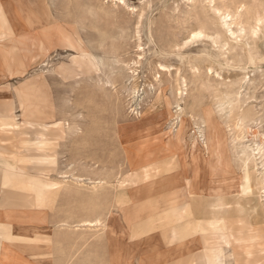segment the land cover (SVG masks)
Listing matches in <instances>:
<instances>
[{
    "label": "rangeland",
    "instance_id": "374dc122",
    "mask_svg": "<svg viewBox=\"0 0 264 264\" xmlns=\"http://www.w3.org/2000/svg\"><path fill=\"white\" fill-rule=\"evenodd\" d=\"M24 1V9L31 12L30 18L34 25L41 23L38 27L40 26L42 31L44 23L39 20L45 21L44 15L50 14L58 22L49 32L54 40L47 55L28 64L23 73L11 77L3 76V79H0V87L5 82L9 83L10 88L3 94L14 104L12 122L6 126L10 127V132H14L17 140L18 170L15 171V185L24 183L25 174L29 172L47 177V192L43 198H46L51 210L46 213L47 221H39L38 226L33 225L30 231L32 239L38 245L31 251L41 252L39 264H100L101 256L98 252L103 253L104 262H109L111 257V264H123L124 253L129 248L136 250L134 264H137V260L143 264H154L157 259L147 251V246L154 242H159L164 251L167 247L172 248L170 256L159 260L158 264H164L166 261L167 264H210L209 248L220 251L233 242L245 243L248 246L244 249L245 258L240 264H264V227L256 229L249 225L244 217L241 220L239 216H231V219H226L228 221L206 220L205 218L211 216L202 207L203 221L189 214L180 220H173L171 225L176 227L171 238L170 234L160 232L150 241L145 239L131 242L146 235L144 231L147 225L144 224L134 230V238L129 240L130 223L136 218L144 217L167 204L173 206L188 201L187 185L181 176L154 184L150 188L152 191L145 187L144 195L139 196L140 199L137 197L139 200L134 202L126 200L130 194L123 196V193L118 192L113 195L110 193L112 189H108L105 196L96 202L100 209L105 207L110 210L106 231L108 242L106 237L95 241L93 233H88L90 238L92 237L88 243H82L83 240H80L77 243L69 241L63 244L59 235L62 231L59 232L55 228V224L63 216L61 206L64 210L79 208V215L87 214L86 208H89V205L83 203L81 198L90 194V191L82 190L83 195L76 199L59 196L56 184L58 171L69 172L68 165L72 164L71 166L78 167L74 173L98 178L100 175L91 173L89 169L90 165L97 164L100 166L97 172L101 173V167L105 168L111 174L113 183L119 175H130L129 161H134L137 166L141 161L136 157V145L143 139V133L139 131V125L142 123L138 121L139 113L146 114L147 117L153 116L151 110L147 112V109L155 96L165 90L166 95L171 97L170 92L175 87L172 85L179 79L177 83H184V86H180L184 91L177 97L180 107L173 105L171 112L182 108L198 120L200 110L195 108L191 111L190 106L201 101V105L209 109L216 107L217 98L213 87L224 89L225 85L236 84L234 82L245 78L241 89L244 91L254 75L257 77L261 73L264 74V33L258 35L255 45L250 43L263 53V61L251 64L243 57L236 58L229 54L227 45L220 50V45L212 42L216 35L209 34L210 37L204 38L200 35L201 37L196 39L190 34L200 28L209 33V28L216 26L211 24L217 13L212 8L217 3L220 4V0H217V3L215 0L22 2ZM225 1L229 3L230 0ZM225 1L223 0L222 5ZM2 2L3 0H0V3ZM258 3L264 5V0H237L238 11L243 12L246 4H250L252 8L256 4L260 11ZM229 8H224V11L226 9L225 12L232 13V8ZM36 11L46 13L40 18L37 17V20L32 17H36ZM184 41L188 42L185 46L174 47V44ZM239 44L244 45L245 41L241 40ZM1 68L2 66L0 70ZM200 78L204 87L199 85ZM255 86V89L251 85L245 90L247 94L254 93L256 97L255 100H249L248 105H255L264 115V82L262 85L255 83ZM26 91L29 97L27 103H23ZM46 102L51 103L46 105ZM149 120L150 126L153 127L151 132L155 134L158 131L166 132L170 123L168 120L164 122V119L157 122L153 117ZM132 124L138 128L132 129ZM73 126L75 128L72 129ZM76 128L81 130H74ZM196 129L195 126L189 128L187 138L195 140L191 139V136L194 137ZM206 129H209L208 124ZM218 129L221 134L219 136L226 144L229 141L228 127L219 126ZM211 131L213 133L214 129ZM211 131L209 129V132ZM248 131L249 139L250 134L255 132L264 134V122L249 124ZM189 139L187 142H190ZM40 146L46 151V154L43 151L42 156L37 152ZM21 149L25 150L24 153L20 152ZM206 157L205 155L204 158ZM229 157L227 155L229 161L225 163L205 164L201 159L195 167L193 166L201 176L204 186L202 196L210 198L217 191L229 193L222 187L225 184L234 186L232 192L241 193L240 184H243V181L238 175L239 168ZM177 168L171 166V169ZM138 170V179L144 178V170ZM174 181L175 184L171 185ZM81 204L83 207H79ZM66 213L67 211L63 214ZM12 238L13 245L23 251V236ZM92 242L93 245L88 246ZM46 246L49 248L46 249ZM91 248L94 255H86V251ZM62 252L68 255L67 261ZM240 257L242 254H239Z\"/></svg>",
    "mask_w": 264,
    "mask_h": 264
},
{
    "label": "bare ground",
    "instance_id": "6f19581e",
    "mask_svg": "<svg viewBox=\"0 0 264 264\" xmlns=\"http://www.w3.org/2000/svg\"><path fill=\"white\" fill-rule=\"evenodd\" d=\"M22 1L23 0H12V2H8L7 0H3V2L0 3V61L7 73L4 77L21 74L23 69V72L26 71L27 65L32 61H36L42 56L47 55L52 48L51 44L54 40L52 34H49V32L51 31V27L58 25L55 18L50 14H46L44 15V17H46L45 21L42 18V20H39L44 23V31H42L43 29H41L40 26L38 27L41 23L34 25L30 18L31 12H27L26 9L24 11L23 8L26 1H24V3ZM212 1L214 0H211V2ZM215 1L216 3L218 2L217 0ZM220 2V4L217 3L215 6L213 5V8L211 7L214 12L217 11V13H215V20L211 22L212 25L215 24L216 26L210 27L209 33L202 28L192 31L190 32L192 37L197 39L201 37L200 35H203V38L210 37L209 34L216 35L214 39L212 38V42L213 44H219L220 50L227 45V52L233 54L236 58L243 57L251 64L262 62L263 53L259 51V48L251 45H255L258 35L264 33V5L258 3L260 7L259 11L256 4L253 5V8L249 6L250 4H246L247 6H244L245 10L239 12L237 0H230L229 3L225 1L228 3L227 5H225L226 3L222 5L223 0H220ZM229 7L232 8V13H229L230 11L225 12L226 9L224 11V8ZM44 13H46V11H43V13L42 11H36V17L34 15L32 17L37 19V17H42ZM227 16L230 17V19H226L228 18ZM241 40L245 41L244 45L239 44ZM187 43V41H184L181 44H174V47L181 48ZM102 66H104V64ZM201 78L198 80L199 85L204 87ZM244 80L245 78L238 82H234L236 84L225 85L224 89L213 87V93L217 98L216 107L213 109L201 105V101H197L191 105V111H194L195 108L200 110V117H198V120L195 119L193 114L188 113V115L182 108H179V110L174 113L171 112V107L173 105L180 107L177 97L182 95L181 92L184 90H182L181 87L184 83H177L179 81L178 79L175 85H172V87H175L170 92L171 97L166 95L165 90H161V93L157 94L152 100V103L148 105L147 112L151 110L153 116L147 117L146 114L141 113V115L139 113L140 116L138 121L142 122L140 123L141 125H139V131L143 133V139H140L136 145V150L138 151L136 157L141 159V161L138 163L139 166H137L134 161H129L131 176L119 175L118 179L115 180L116 182L113 183L111 174L105 168L101 167L103 172H97L100 167H98L97 164H95V166L90 165L89 169L91 173L94 172L93 174L100 175L98 178H94L92 175L74 173L73 171L78 167H73L71 166L72 164L68 165L70 168V170L68 169L69 172L58 171L56 184L58 185L57 193L59 196L64 195L76 199L80 195H83L82 190L90 191V194L81 198L83 203H87L90 208H86L88 210H86L87 214L84 216L79 215V208L73 207L69 210H64L65 208L61 206L60 210H64L63 213L67 211L64 218L55 224V228H57L59 232L62 231V234H59L62 237L61 240H72L71 236L75 233V237H77L79 241L83 240L82 243L89 242L92 237L96 238L95 241L106 237L107 239H105L108 242L106 231L110 210L105 207V209H100V206L96 204L99 198H102L103 195L105 196L108 189H112L110 193H113V195L118 192L123 193V196L130 194V197L126 198V200L134 202L138 201L140 197L144 195L143 192L145 187L150 189L156 183L164 182L166 179L173 180L178 176H181L186 182L188 201L173 206L167 204L158 209H154L144 217L133 220L129 227V240L134 238L133 232L138 229V226L145 224L147 225V229L144 231L146 234L144 237L131 240V242L145 239H149L150 241L151 239H155L160 232L170 234L169 237L171 238V235L175 232V227L171 225L173 220H179L187 214L196 216L197 219L201 218L202 221L204 220L202 218L204 216H201L204 214L201 207L206 209L207 214L211 216L205 218L206 220L216 219L217 222L223 220L228 221L226 219H231V216H239L241 220L244 217L248 224L256 229L264 227V200H262V198H264V134H257L255 132L250 134V139L248 138L249 124H262V122H264V115L260 113L255 105H248L249 100L256 99L255 94H247V91L245 92L251 85L254 86L253 89H255V83L262 85L264 82V74L261 73L257 77L254 75V77L248 81L245 90L241 91L243 88L242 82ZM36 83L39 86L38 80ZM43 84L44 82L42 79V87H44ZM205 87L207 88L206 85ZM28 97L29 95L27 92V95L23 98V103H27ZM50 103L51 102H46V105ZM152 117L156 119L157 122L162 119H164V122L168 120L170 123L169 126H167V131L164 133L159 131L156 134L152 133L151 129L153 127L150 126L151 121L149 120V118L151 119ZM189 117L191 120H189ZM144 121H146V123H144ZM207 124L209 125L210 131L214 129L213 133L212 131L209 132V129H206ZM224 124L226 128L228 127L227 135L229 136V141H227L226 144L219 136L221 134L218 129L219 126H225ZM202 125L205 126L203 127ZM74 126L72 129L75 128ZM192 126L197 128V131L193 133L194 137L191 136V139H195L193 141L187 138L189 133L188 130ZM68 127L70 128V126ZM131 127L136 130L137 126L132 124ZM79 129L80 128H76L74 130L77 131ZM187 139H189L190 142H187ZM226 151L227 154H225ZM205 155L207 156L206 158H204ZM227 155L228 157L230 156L229 158H231L234 164L239 168L238 175L240 180L243 181V184H240L241 193L232 192L234 186L225 184L222 187L229 193L217 191L213 193L210 198L202 196L204 193V186L201 183L200 174L197 173L196 168L194 170L193 166L201 159V162L205 164L225 163V161H229L227 160ZM173 165L178 168L175 170L171 169ZM138 169L144 170V178L138 179ZM174 184L175 181L171 183V185ZM23 187L24 183L15 185V208L6 212L7 221L13 226V236L31 235L30 231L33 229V225L38 226L39 221L42 223L46 222L47 218L45 217V213L51 210L48 201L45 200L46 198H43V195L40 197L39 192H35L31 206L28 207L27 200H24L25 198L23 199V197L20 196L21 194H18L23 191ZM150 190L152 191V189ZM134 192H136V195ZM137 197H139V199H137ZM79 207H83V204ZM39 209L46 211L40 212ZM88 233H93L91 238ZM74 240H76V238H74ZM247 247L245 243L237 244L233 242L220 249V251L217 249L213 251L209 248V263L240 264L243 258H245L243 252ZM171 249V247H167L165 251L163 249L158 251L157 262L162 259L165 260V258L170 256ZM86 253L91 254L89 251H86ZM239 254H242V257L239 258ZM236 255H238L237 259ZM167 262L168 261L164 262V264H167Z\"/></svg>",
    "mask_w": 264,
    "mask_h": 264
},
{
    "label": "crops",
    "instance_id": "0c3cea01",
    "mask_svg": "<svg viewBox=\"0 0 264 264\" xmlns=\"http://www.w3.org/2000/svg\"><path fill=\"white\" fill-rule=\"evenodd\" d=\"M1 66L2 68L0 70V79H3V76L6 75L7 73H6V70H4L2 63L0 64V67ZM23 70H22V73H23ZM8 87H9L8 82H5L0 87V95H3V96H0V264H39L38 258H40L39 254L41 255V252L31 251L33 249H36V247L38 246L37 243L34 242L35 240L32 239L31 235H23V240H22L23 251L21 249H18L15 245H13L14 243L13 238H12L14 234L13 226L7 221V218H6V212L15 208L14 203H15L16 189H15L14 178H15V171L18 170L16 167L17 166L16 165V142H17L16 135L14 134L13 131L10 132V130L8 129L10 128L9 126H6V124L12 122L11 119L14 114V104L12 100L10 98L6 99L3 94L7 89L10 88ZM1 123H4V125H1ZM20 141H21V138L18 139V142ZM24 151H25L24 149L20 150V152L22 153H24ZM43 151L46 154V151L43 150L42 147L40 146L39 151L37 152H39L40 156H42ZM26 167L27 165L25 166V168ZM24 180L25 182H24L23 191L19 192L18 194L19 195L21 194L20 196H22L23 199L25 198L24 200H27V206L29 205L28 207H30L32 203V199L35 195V192L36 193L39 192L40 197H42V195H44V197L46 196L47 177L42 174L34 175L33 173L29 172L28 174H25ZM39 211L41 212V211H46V210L39 209ZM60 211L62 213L64 212L63 210H60ZM47 212L48 211H46V213ZM46 215L45 217L47 218ZM62 215H63L62 218H64L65 215L64 214ZM183 217H181L180 219H182ZM175 220H178V219H175ZM71 237H72L71 238L72 240L68 239V241H72V242L79 241V239L75 237V233L72 234ZM74 238H76V240H74ZM61 241L64 244L67 240L66 241L61 240ZM50 242H51L50 244L52 245L53 243L52 239ZM90 244L93 245V242L89 243L88 246H92ZM48 246H46V249L49 248ZM108 247H110L109 244H108ZM147 247H148L147 251L150 252V254L153 255V257L158 260L157 258L158 251H161L164 247H162V245L159 242L151 243ZM88 251L91 252V254L90 253L87 254L88 256L94 255L91 249H89ZM135 252H136L135 249H130V248L127 251H125L124 258H123L124 260L123 264H134L133 261H134ZM62 253L63 255L64 254L66 255L65 261H67L68 255L65 252H62ZM98 254L101 256L102 262H100V264H104L105 262L103 258V253L98 252ZM88 256H87V259L89 258ZM110 259L111 257L109 258V262H106L105 264H111ZM137 264H143V263H141L140 260H137ZM154 264H157V262Z\"/></svg>",
    "mask_w": 264,
    "mask_h": 264
}]
</instances>
